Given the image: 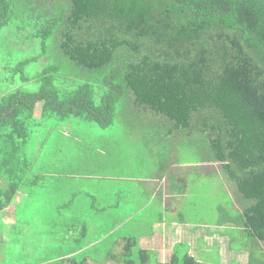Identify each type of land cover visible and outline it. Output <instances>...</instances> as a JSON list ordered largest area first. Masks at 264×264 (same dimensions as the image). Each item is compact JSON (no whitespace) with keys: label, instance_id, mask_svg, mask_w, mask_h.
Returning a JSON list of instances; mask_svg holds the SVG:
<instances>
[{"label":"trees","instance_id":"1","mask_svg":"<svg viewBox=\"0 0 264 264\" xmlns=\"http://www.w3.org/2000/svg\"><path fill=\"white\" fill-rule=\"evenodd\" d=\"M0 37V73H10L0 96V210L21 190L50 214L52 204L35 195L50 191L42 166L53 145L64 146L65 126L96 123L112 134L105 129L116 124L138 127L143 160L152 153L161 176L181 146L195 151L194 162L219 164L215 183L205 177L208 192L216 187L229 201L210 221L243 256L226 264H264V0H0ZM34 41L38 55L11 51ZM31 57L39 62L33 74L25 69ZM171 188L185 189L173 180ZM145 189L135 208L151 195ZM126 241L114 254L121 264H203L188 245L162 262Z\"/></svg>","mask_w":264,"mask_h":264},{"label":"crops","instance_id":"2","mask_svg":"<svg viewBox=\"0 0 264 264\" xmlns=\"http://www.w3.org/2000/svg\"><path fill=\"white\" fill-rule=\"evenodd\" d=\"M124 122L128 119L125 118ZM71 129L72 126H65L62 138L69 140L70 147L62 145L60 149L59 144L53 145L49 164L42 166L43 169L48 168L49 173L40 182L50 187V191L42 193L37 188L40 193L35 195L41 202L53 203L49 215L44 213L46 206L42 207L43 215L40 210L35 212L36 220H44L42 225L45 228H41V233L48 227L51 232L55 231V235L62 236L63 241H59L58 247L51 240L40 241L38 244L46 249L38 251L37 255L36 241L26 255L11 254L12 244L19 248L25 243L21 238L12 240V235L33 237L34 234L29 231L37 227L31 219H34V214L27 207L29 200L20 190L14 200L0 210V264H72L68 261L71 258L85 259V264H111L119 260L114 254L126 250L128 237L135 238L141 248L162 253L164 260L159 259L162 262L168 259L178 244L188 245V252L203 264H226L230 258L239 261L237 253L229 251L228 237L220 234V226L210 224L213 223L211 221L205 224L202 219L189 220L178 215V211L185 212L188 207L187 199L191 194L188 190L194 189L190 185L199 174L202 178L213 176L215 179V173L220 171L218 163L190 162L172 156L167 172L161 176L151 153L150 159L141 160L143 171L147 174H140V167L135 170L132 166L130 171L125 170L129 159L119 146L121 140L110 141L106 131L104 135L93 133L98 135L97 138H87L82 133L71 132ZM125 131L142 144L143 136L138 127ZM117 153L121 157L116 161L114 157ZM164 156L166 159L167 154ZM136 157H140L139 153ZM120 166L124 170L120 171ZM172 180L184 185L183 194L172 192ZM225 187L228 190L227 183ZM115 188L117 191L113 192ZM144 188L143 195L147 196L148 191L151 195L142 206L135 208L136 203L139 205L137 196ZM115 201L118 205L111 206ZM60 204L64 207V214L58 210ZM196 206L197 202L195 209ZM130 210L132 212L128 214ZM97 235L98 238H92ZM203 252H207L204 259L201 258ZM226 252V258L222 259Z\"/></svg>","mask_w":264,"mask_h":264},{"label":"rangeland","instance_id":"3","mask_svg":"<svg viewBox=\"0 0 264 264\" xmlns=\"http://www.w3.org/2000/svg\"><path fill=\"white\" fill-rule=\"evenodd\" d=\"M5 34H6L7 39H5L3 42L11 45L10 42H12L14 40L13 34L11 32H6ZM18 40H19V42L25 41L22 38H19ZM0 41H1V37H0ZM36 42L37 41H34L33 42L34 44L26 43V44L22 45V47L12 46L11 51L14 52L15 50L18 49L16 51V54L17 55L20 54L21 56H24V57H28V56L30 57L32 55H38L40 53V49H39V46ZM49 49H51V52L54 55V53L52 51V50H54V48L52 45L50 46ZM1 55H2V53L0 52V58H1ZM38 63L39 62L36 60V57H31V62L28 66L25 67V69L33 74L39 68ZM9 75H10V73L8 71H6V73H0V96L2 93H4V90H2V85L3 86L7 85L6 84L7 80H5V79L8 78ZM39 111H40V104H37V107L35 109V116L36 117L39 116ZM72 129H73L72 130L73 132L82 133V134L86 135L87 138L88 137L97 138L98 135H95L93 133H99V132L103 133L104 132L102 130V128L96 123L87 124L84 122H78V124H75L72 127ZM105 130L113 132V133H117L115 135H111L110 133H107L110 141L121 140V141H119V146L121 147V149H123L125 157H127V159H129V162H127V164H126L127 166L125 167V170L130 171L132 166H134L135 170H137V167H140V169L142 170L141 173L140 172H135V173L147 174L145 171H143V163L141 162V160H143V158L147 152L144 153L142 151L143 146L141 145V142L136 140V139H133L131 137V134H127L125 131V128L123 126H121L120 124H116L111 129H105ZM103 135H104V133H103ZM67 141H69V140H66V141L63 140V143H64L63 147L64 148L66 146L70 147V144ZM50 143L51 142L47 143V146L49 148H50ZM138 153H139L140 157H136V155H138ZM120 157H121V154L117 153L116 156L114 157V159L117 161V159L120 160ZM176 158H180L182 160H190V161H195V159H198L195 151H192V149L187 150L186 147H182V146H181L180 154ZM119 170L120 171L124 170V167L122 169V167L120 166ZM190 172L191 171H189L188 173H190ZM129 173H131V172H126V174H129ZM195 173H198V172L195 171ZM199 175L200 176H198L197 179L194 180V182L190 186V187L194 186L195 188L191 192L192 195H190L188 197L190 201H193V202L195 201V203L197 202V206H196V209L193 207V205L195 203L188 206L185 210V217L189 220H196V221L197 220L200 221V219H202V221L205 224H207V221H210L212 219V217L214 216V210L216 209V205L218 203H220V205L221 204L225 205L224 203H228L229 198L227 197V195L224 194V192H222V190H220V193H218L216 187H215L214 194L213 193L211 194V191L208 192L209 186L206 184V182H207L206 178H202L201 174H199ZM189 176H191V178L194 177V175H189ZM208 178H209V181L214 180V183H215V179H213V176H210ZM214 186H215V184H214ZM51 204H53V203H51ZM27 207H30L32 209H38V210H40L39 213L41 215H43L42 210H44V209L42 208V206L40 204L36 205L35 201H33V200L29 201L27 204ZM61 209L64 211V207H61ZM31 219L37 225V227H35L34 230L31 231V229H30V231H29L30 234L32 232L34 234V236L33 237L32 236L20 237L19 235H17V236L12 235V240H20V238H21V240L22 239L25 240V243L22 244L21 246H19V248L17 245H14V244L11 245L10 249L12 250V252H11L12 255H13V253L19 254L21 256L26 255L27 250L30 249L31 244L34 243L35 241L38 244L40 241L51 240L53 245H55L57 247L60 245V242L63 241L62 236L55 235V231L51 232L48 227L46 228V231L44 233H41V228H45L42 225L44 220H42V219L36 220L35 219V213H34V219L33 218H31ZM210 224H213V223H210ZM31 227H33V225ZM74 230H76V229H74ZM92 238L96 239V238H98V235L93 236ZM45 249H46V247L44 245L38 244L36 246L35 255H37L39 253L38 251L45 250ZM226 254H227V252L224 253V256L222 259L226 258ZM132 255H133V257L135 256L134 253ZM237 255L238 256H236V259H238L239 261H243V257L239 254H237ZM206 256H207V252L201 253V258L204 259V257H206ZM232 256H234V255H232ZM157 258L160 260H164V259H162L163 258L162 253H156V259ZM203 259H202V261H204ZM111 264H121V263L114 262Z\"/></svg>","mask_w":264,"mask_h":264}]
</instances>
